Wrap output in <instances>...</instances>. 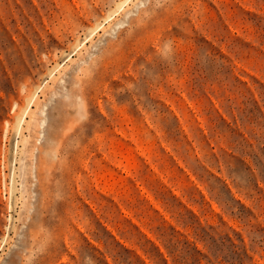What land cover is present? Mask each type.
I'll use <instances>...</instances> for the list:
<instances>
[{
    "label": "rangeland",
    "instance_id": "374dc122",
    "mask_svg": "<svg viewBox=\"0 0 264 264\" xmlns=\"http://www.w3.org/2000/svg\"><path fill=\"white\" fill-rule=\"evenodd\" d=\"M0 264H264V0H0Z\"/></svg>",
    "mask_w": 264,
    "mask_h": 264
}]
</instances>
